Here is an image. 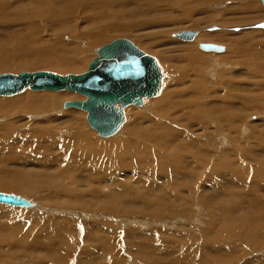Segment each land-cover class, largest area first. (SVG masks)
<instances>
[{
	"label": "rangeland",
	"instance_id": "obj_1",
	"mask_svg": "<svg viewBox=\"0 0 264 264\" xmlns=\"http://www.w3.org/2000/svg\"><path fill=\"white\" fill-rule=\"evenodd\" d=\"M4 1L19 15L36 16L32 25L37 35L31 41L37 37V55L32 58L38 65L26 62L27 66L6 68L0 74H81L97 57L98 48L127 39L155 58L162 88L155 98L123 107L124 123L113 136H100L88 125L85 112L65 107L67 102L84 100L76 93L27 89L0 97L23 99L34 93L61 97L51 111L56 103L9 118L0 108V179L18 185L11 190L0 187V192L34 204L0 205V264H264V73L244 68L243 53L231 52L226 43L199 39L218 32L257 33L262 37L254 36L253 43L243 39L244 50L257 45V58L264 62V30L253 28L264 21L260 0L256 13L244 10L243 2L237 5L230 0L208 4L89 0L86 8L70 11L64 6L69 0H43L61 15L56 23L43 16L48 10L37 4L42 0ZM151 4L155 8L147 10ZM93 8L113 15L99 18L110 17L107 23L113 29L96 30L104 39L95 41L91 37L96 33L86 34L92 27L86 16ZM260 16L262 20L251 21ZM209 18L217 22L208 23ZM225 19L247 21L225 28L219 23ZM4 26L0 25V44L9 49L20 44L18 39L26 33L19 30L25 25ZM181 30L199 34L190 42L171 36ZM198 39L222 50L213 53L192 47ZM189 52L196 54V61L187 56ZM62 57L71 60L68 65H58ZM16 59H9V65L19 66ZM166 94L179 105L162 103ZM224 113L233 117L231 123L223 119ZM67 114L66 121L80 124L93 140L74 144L71 155L62 151L61 144L72 142V132L55 127ZM48 120H55L49 133L40 132Z\"/></svg>",
	"mask_w": 264,
	"mask_h": 264
},
{
	"label": "bare ground",
	"instance_id": "obj_2",
	"mask_svg": "<svg viewBox=\"0 0 264 264\" xmlns=\"http://www.w3.org/2000/svg\"><path fill=\"white\" fill-rule=\"evenodd\" d=\"M36 1H38V0H36ZM89 0H69V2L68 1H65L64 3H65V8L66 9H70V10H74V9H78V8H86V6H85V4H87V2H88ZM191 1V0H190ZM195 1H197V2H207V4L209 3V2H217V1H219V0H195ZM224 1H226V0H224ZM230 1H232L233 3H238V2H243V3H245V5H241V6H245V8H244V10H246V11H253L254 13H256V11H260V6L258 5V0H230ZM1 3H0V21H2V22H0V25L1 24H4L5 26H13V24L14 25H19V26H24V30L23 31H21V30H19L20 31V33L22 32V33H26L25 35L24 34H22V36H21V38H19L18 39V41L20 42V44H16V42L14 41V40H12V41H14L15 42V44L16 45H13V47L12 48H10L9 49V47H8V45H4V44H0V70H7L6 68H12V67H21V66H24L25 65V63L27 62V63H29L31 66H36V65H38V63H35V61H37L36 59H34V58H32L33 56H34V53L36 54V51H35V48H37V46H36V43H37V37H36V41L35 42H33V41H31L32 40V38L34 37V36H36L37 35V33L35 32V29H34V26L32 25V21L33 20H35L36 18V16H34V15H32L31 13H26V14H21V15H19V14H17V12H18V10H17V8H13V7H11L10 6V4L8 3V2H6V1H4V0H2V1H0ZM194 2V1H193ZM47 3H49V2H47ZM46 2H44L43 0L42 1H38L37 2V4H39V6H40V8H42V9H47L48 10V13L47 14H44L43 13V16L46 18V19H48V20H51V22H58V19H59V17L61 16L60 14H58L59 12H57V11H54V8H51L52 6L50 5V3L49 4H47ZM185 3V2H184ZM196 3V2H195ZM147 4V3H146ZM242 4V3H241ZM53 5V4H52ZM201 5V4H200ZM238 5V4H237ZM54 6V5H53ZM148 7L146 8L147 10H150L149 8H155V5H153V4H151L150 6L149 5H147ZM203 6H206V5H204L203 4ZM240 8H242V7H240L239 6V9ZM143 9V8H142ZM141 8H140V12H144L145 10H142ZM144 9H145V7H144ZM236 9V8H235ZM234 9V10H235ZM239 9H236V10H239ZM69 10V11H70ZM93 11H91V10H88V14L89 15H87L86 16V20L88 21V20H90V23L92 24V27H91V29L90 30H87L86 31V34H92V33H96V34H92L93 36L91 37V39L93 40V41H95V40H97V39H104V37L102 38V36H98V34H99V32H97V31H99L100 29H101V27H105V30H108L111 26L109 25V23H107L108 22V20L110 19V17H106V18H102V19H99V18H101V17H103V16H106V15H108V16H113L112 14H109V12L107 11V10H103V9H101V8H93L92 9ZM233 10V9H232ZM242 10V9H241ZM258 11V12H259ZM125 13V12H124ZM119 15H121V14H119ZM42 16V17H43ZM115 16V15H114ZM126 16V15H125ZM118 17V16H117ZM123 17H124V15H123ZM262 16H260V17H258V18H256V19H254V20H252L251 19V21L253 22V21H256L257 19H261L262 20V18H261ZM39 18V17H38ZM37 18V19H38ZM41 18V17H40ZM44 18V19H45ZM98 19V20H97ZM111 19H112V17H111ZM115 19H116V17H115ZM114 19V20H115ZM210 20H208V23L209 22H217V20H214V18H209ZM113 20V21H114ZM116 20H119V19H116ZM123 20V19H122ZM247 20L245 19V20H243L242 22H246ZM89 22V21H88ZM242 22H237V23H235V22H231V21H229V20H224V21H221L220 20V25L222 26V27H225L226 28V26L225 25H231V26H234V25H237V24H239L240 25V23H242ZM123 23V22H122ZM231 23V24H230ZM124 24V23H123ZM198 24H199V22H198ZM112 25V24H111ZM118 25H120V24H118ZM124 25H126V23L124 24ZM197 25V24H196ZM254 25V24H253ZM253 25H251V26H253ZM4 26V27H5ZM113 26V25H112ZM119 27V26H118ZM122 27V26H121ZM124 27V26H123ZM122 27V28H123ZM254 27V26H253ZM112 28V27H111ZM120 28V27H119ZM127 28V27H126ZM237 28V27H236ZM7 29H11V27H9V28H7ZM22 29V28H21ZM67 29V28H66ZM113 29V28H112ZM116 29H117V26H116ZM115 29V30H116ZM124 29V28H123ZM62 30H64V29H62ZM97 30V31H96ZM118 30V29H117ZM212 30H214V29H212ZM70 31V30H69ZM14 32H16V31H14ZM13 32V33H14ZM116 32V31H115ZM12 33V34H13ZM183 33H194L193 34V37L190 39V40H185V39H183V38H181V37H178L177 35L178 34H183ZM16 34V36L19 34H17V33H15ZM35 34V35H34ZM199 34V32L197 31V30H181V31H178V32H175V33H173L171 36L173 37V38H175V39H177V40H181V41H185V42H190V41H193L194 39H195V37L197 36ZM14 35V34H13ZM213 35V37H210L211 36V34L209 35H204V36H200L199 37V39L201 38V37H203V41L204 40H206V41H209V40H212L213 42H215V43H217V42H224V43H226L227 45H228V47L230 48V51L231 52H233V53H236V52H238L237 54H241V53H243L242 55H243V58H244V61H243V66H244V68H247V67H249V66H251L252 67V73H257L258 74V71L259 72H262V73H264V62H262V61H260L258 58H257V51H258V46L256 45L255 46V48L252 50V51H250V50H244L245 48H244V41H243V39H245V38H248V42L249 43H247V44H250V43H253L252 41H253V38H254V36L255 37H262V36H259L257 33H254V32H252V33H244V34H241V35H232V36H228L225 32H218V33H214V34H212ZM263 36H264V34H263ZM14 38V37H13ZM227 38V39H226ZM34 39V38H33ZM196 40L195 42H194V46H192V47H198V49L199 50H201V51H203V52H206V51H215V52H213V53H218V49L217 50H206V49H203V47H204V45H213V46H216L217 48H219V46L218 45H215V44H212L211 42L210 43H202L201 42V40ZM118 40V39H117ZM123 40H126V41H129V40H127V39H123ZM16 41H17V39H16ZM200 41V43H198ZM2 42V41H1ZM113 42V41H112ZM129 42H131V41H129ZM8 43V42H7ZM132 43V42H131ZM12 44H13V42H12ZM110 44V43H109ZM108 45V44H107ZM105 46V45H104ZM253 46V45H252ZM103 47V46H102ZM102 47H100V48H102ZM136 47V46H135ZM246 47V46H245ZM100 48H98L97 50H96V52L98 53V51L100 50ZM137 48V47H136ZM246 48H248V47H246ZM12 49V50H11ZM46 49V48H45ZM139 49V48H138ZM186 49H188L189 51H190V47H187ZM140 50V49H139ZM39 51H40V49H39ZM42 51V50H41ZM142 51V50H141ZM46 52L47 53H51V50L50 49H46ZM55 51H53L52 52V55L53 56H55L56 54H57V52H55ZM143 52V51H142ZM191 52V51H190ZM189 52V54H187V56L188 57H192V59H193V62L194 61H196V54L194 55V54H192V53H190ZM223 52V51H222ZM222 52H220V53H222ZM241 52V53H240ZM38 53V52H37ZM145 53V52H144ZM146 54V53H145ZM37 55V54H36ZM148 55V54H147ZM48 56H50V55H48ZM148 56H150V55H148ZM17 57V59H18V62L19 63H21L19 66L18 65H15V66H12V65H9V62H10V60L12 59H14V58H16ZM98 57V56H97ZM96 57V58H97ZM150 57H152V56H150ZM190 57V58H191ZM96 58H94V59H96ZM153 58V57H152ZM10 59V60H9ZM16 59V60H17ZM60 59V58H59ZM68 59L69 58H61L60 59V62H59V66H64V64L65 63H67L68 62ZM93 59V60H94ZM70 60V59H69ZM92 60V61H93ZM154 60H155V58H154ZM57 61H59V60H57ZM71 61V60H70ZM91 61V62H92ZM156 61V60H155ZM187 61H189V60H187ZM90 62V63H91ZM70 63V62H69ZM89 63V64H90ZM66 65H68V63L66 64ZM25 66H27V65H25ZM89 66V65H88ZM191 66V65H190ZM199 66V65H198ZM183 67V66H182ZM184 68V67H183ZM183 68H182V70H183ZM87 69H88V67H87ZM196 69V68H195ZM255 70V71H254ZM258 70V71H257ZM87 71V70H86ZM85 71V72H86ZM35 72H48V73H53V74H56V75H60V74H57V73H55V72H50V71H35ZM85 72H83V73H81V74H84ZM27 73H33V72H22V73H19V74H27ZM184 72H182V74H183ZM261 73V74H262ZM4 74H6V73H4ZM11 74V73H10ZM19 74H13V75H19ZM67 75H80V74H67ZM256 75V74H255ZM61 76H66V75H61ZM182 76V75H181ZM255 77H257V76H255ZM197 89V88H196ZM27 90V89H26ZM28 90H30V89H28ZM30 91H34V92H41V91H49V90H41V91H35V90H30ZM60 91H66V90H60ZM195 91V90H194ZM51 92H59V91H51ZM68 92H70V91H68ZM23 93V92H22ZM72 93H76V92H72ZM172 94H173V92H171ZM19 94H21V93H19ZM35 94V93H34ZM34 94H29V95H26L25 97H23V99L22 98H17L16 97V99L15 98H13V99H4V100H0V108H1V111L4 113V114H6V115H8V116H10L9 118H11L12 117V115L13 114H16L17 112H21V113H24V115H28V114H31L32 112H38V111H40V110H43V109H45L46 108V106H48L51 102L52 103H56V106L54 105L53 106V108L52 109H50L49 111H51V110H54L56 107H57V104H60L59 102H61L60 101V96L59 95H56L55 97H50V96H48V95H46V94H41V95H38V94H40V93H36V95H34ZM76 94H78V95H80V96H82L83 98H84V100L83 101H85L86 100V98H85V96H83V95H81V94H79V93H76ZM18 95V94H17ZM12 96H15V95H12ZM12 96H0V97H12ZM172 96H174V95H171V97ZM191 96V95H190ZM26 97H28V98H26ZM235 97V96H234ZM233 97V98H234ZM151 98H155V97H151ZM19 99H21V100H19ZM144 99H150V98H144ZM16 100H19V101H17V102H15ZM173 100V99H172ZM171 100V98H170V94H166V95H164L163 96V101H161L162 103H164L165 105L167 104V105H172V106H175V105H179V103L178 102H175V101H172ZM241 100V99H240ZM83 101H73V102H83ZM73 102H67L66 104H65V107L67 108V107H69V108H73V109H77V110H81L82 112H85L86 113V120H87V112L85 111V110H83V109H81V108H76V107H73L72 105H70V104H72ZM160 102V103H161ZM178 103V104H177ZM163 104V105H164ZM239 104V103H238ZM51 105V104H50ZM49 105V106H50ZM126 105H134V104H129V103H117V104H115V105H112V106H109V108L107 109V111H109L110 112V110H112V108H116V109H118V110H120V114H121V116L123 115V118L121 117V119H119V125L117 126L118 128L124 123V119H125V117H124V114H123V107H125ZM139 105V104H138ZM52 107V106H51ZM50 107V108H51ZM246 107V106H245ZM249 107V106H248ZM99 108H102V107H99ZM191 108V107H190ZM48 109V108H47ZM103 110H105V109H100L99 111L101 112V111H103ZM173 110H174V108H173ZM225 110V109H224ZM224 112V111H223ZM98 113V112H97ZM164 113V112H163ZM71 114V116H72V114L73 113H70ZM209 115V114H208ZM135 116V115H134ZM39 117V116H38ZM68 117V114H67V116H65V117H63L61 120H62V123L61 124H56V123H54V124H56L55 125V127H56V129L58 130H60V129H62V128H68V130H70L71 132H72V134L71 135H73V139L71 140L72 142L69 144V143H65V144H61L62 145V147H63V149L64 150H62V151H64L66 154L68 153H70L71 152V150H72V147L74 146V144H77L78 146L80 145V144H85L84 142L85 141H87L88 143H90L91 141H93L92 140V138H88V137H90V136H86V131L83 129V128H80L81 126H79V125H75V123H73V121H71L70 123H68L69 122V120L68 121H66L67 118ZM203 117V116H202ZM223 119L225 120V121H227V122H230L232 119H233V117L231 116V115H227L226 113H224L223 114ZM80 119V118H79ZM56 120V119H55ZM55 120H48L49 121V125L48 126H45V127H42V128H40L39 130H41L40 132H42L43 131V133L45 132V131H48V130H50L51 128H52V126H51V123L52 122H55ZM208 120V119H207ZM218 120V119H217ZM209 121V120H208ZM45 122V121H44ZM87 122H88V120H87ZM123 122V123H122ZM125 122H126V120H125ZM133 122V121H132ZM210 122V121H209ZM219 122H221V120H219ZM46 123H48V122H46ZM231 123V122H230ZM12 124V123H11ZM81 125H82V123H81ZM88 125L93 129V130H95L97 133H98V131L96 130V128H94L93 126H91L90 125V123H88ZM8 126V125H7ZM6 126V128H8ZM51 127V128H50ZM54 127V128H55ZM129 127V126H128ZM133 127V126H132ZM118 128L117 129H115L114 130V133L118 130ZM9 129V128H8ZM127 129V128H126ZM134 130H135V128H134ZM140 130V129H139ZM131 131H132V128H131ZM146 131V130H145ZM130 132V131H129ZM138 132V131H137ZM146 132H148V131H146ZM46 133V132H45ZM48 133H49V131H48ZM90 133V132H89ZM113 133V134H114ZM131 133V132H130ZM134 133V132H133ZM91 134V133H90ZM113 134H111L112 136H113ZM116 134V133H115ZM114 134V135H115ZM139 134V133H138ZM144 134V133H143ZM142 134V135H143ZM8 135V134H7ZM35 135V134H34ZM89 135V134H88ZM100 135V134H99ZM137 135V134H136ZM141 135V136H142ZM216 135V134H215ZM39 136V135H38ZM47 137H48V135H46ZM101 136V135H100ZM110 136V135H109ZM139 137V136H138ZM4 138V137H3ZM38 138V137H37ZM144 138V137H143ZM45 139V138H44ZM48 139V138H47ZM89 139H91V141L89 140ZM141 139V138H140ZM142 140V139H141ZM144 140V139H143ZM113 141V140H112ZM50 142V141H49ZM52 142V141H51ZM57 142V141H56ZM143 142V141H142ZM150 142V141H149ZM59 143V142H58ZM92 143V142H91ZM56 144V143H55ZM112 144V143H111ZM51 145H52V143H51ZM102 145V144H101ZM113 145V144H112ZM76 146V145H75ZM83 146V145H82ZM81 146V147H82ZM87 146H89V145H87ZM75 148V147H74ZM77 148V147H76ZM83 148V147H82ZM115 148V147H114ZM81 149V148H80ZM96 149V148H95ZM105 148H102V150H104ZM74 150V149H73ZM78 151H79V149H77ZM76 150V151H77ZM88 150H90V149H88ZM87 150V151H88ZM93 150V149H92ZM147 150V149H146ZM75 151V152H76ZM77 151V152H78ZM94 151V150H93ZM93 151H90V153H93ZM76 152V153H77ZM80 152V151H79ZM85 152V151H84ZM103 152V151H102ZM105 152V151H104ZM72 153V152H71ZM71 153H70V155H71ZM75 153V154H76ZM99 153V152H98ZM78 154V153H77ZM76 154V155H77ZM81 154L82 153H80V155L79 156H81ZM106 154V153H105ZM117 154V153H116ZM73 155V154H72ZM77 155V156H78ZM93 155H96L95 153L93 154ZM114 155V154H113ZM76 156V157H77ZM78 156V157H79ZM90 156H91V154H90ZM101 156V155H100ZM41 157V156H40ZM74 157V156H73ZM81 157H83V156H81ZM140 157V156H139ZM83 158H85V156L83 157ZM91 158V157H90ZM57 158H56V156H54V161L56 160ZM75 159V158H74ZM85 159H89V157H87V158H85ZM93 159V158H92ZM98 159V158H97ZM58 160V159H57ZM56 160V161H57ZM81 160V159H80ZM84 160V159H83ZM82 160V161H83ZM94 160V159H93ZM118 160V159H117ZM52 162H53V159L51 160ZM74 161V160H73ZM79 161V160H78ZM262 161V160H261ZM77 162V161H76ZM93 162V161H92ZM113 162V161H112ZM94 163H95V161H94ZM35 164V163H34ZM79 164V163H78ZM77 164V165H78ZM107 164V163H106ZM228 164V163H227ZM99 165V164H98ZM109 165V164H108ZM230 165V164H229ZM49 166V165H48ZM181 166H182V164H181ZM85 167V166H84ZM228 167V166H227ZM230 167V166H229ZM41 169H43V167L41 168ZM232 169V168H231ZM32 172H33V175H34V171L33 170H31ZM40 171V170H39ZM39 171H36V172H39ZM234 171V170H233ZM35 172V173H36ZM47 172V171H46ZM61 172H63V171H61ZM96 172V171H95ZM66 173V172H65ZM69 173V172H68ZM32 174V173H31ZM43 174V173H42ZM51 174V173H50ZM54 174V173H53ZM61 174V173H60ZM59 174V175H60ZM29 175V173H27V176ZM72 175V174H71ZM20 176V175H19ZM18 176V177H19ZM53 176V175H52ZM97 176V175H96ZM17 177V178H18ZM23 177V176H22ZM31 178H32V176H30ZM34 177V176H33ZM57 177V176H56ZM16 178V179H17ZM36 178H38V176H36ZM43 178H45V177H43ZM19 179V178H18ZM20 179H21V177H20ZM26 179V178H25ZM33 179V178H32ZM22 180V179H21ZM27 180V179H26ZM25 180V181H26ZM52 180V179H51ZM57 180V179H56ZM14 181V180H13ZM24 181V180H23ZM35 181V180H34ZM39 181V180H38ZM53 181V180H52ZM42 182V181H41ZM30 183H31V181H30ZM73 183V182H72ZM92 183V182H91ZM16 182L13 184L12 182H9V183H5L4 181H2V179H0V187L1 188H3V189H5V190H11V189H15V188H17L18 187V185L16 184ZM20 184H21V182H20ZM19 184V185H20ZM42 185V184H41ZM183 186V185H182ZM20 187H23L25 190H28V188L29 187H24V186H20ZM42 187V186H41ZM45 187V186H44ZM33 188L34 189H36V188H38V186H33ZM40 188V187H39ZM62 188V187H61ZM23 189V190H24ZM30 189V188H29ZM176 189V188H175ZM17 190V189H16ZM15 190V191H16ZM19 190H21V189H19ZM31 190V189H30ZM26 192V191H25ZM2 193V192H1ZM225 195V194H224ZM227 196V195H226ZM229 198V197H228ZM0 205H5V204H0ZM6 206H9V205H6ZM10 207H13V206H10ZM21 208H23V207H21ZM29 208V207H28ZM84 208V207H83ZM143 209V208H142ZM134 211V210H133ZM138 215V214H137ZM2 217V216H1ZM11 225V224H10ZM69 232V231H68ZM66 234V233H65ZM102 244V243H101ZM106 249V248H105ZM185 250V249H184Z\"/></svg>",
	"mask_w": 264,
	"mask_h": 264
},
{
	"label": "water",
	"instance_id": "obj_3",
	"mask_svg": "<svg viewBox=\"0 0 264 264\" xmlns=\"http://www.w3.org/2000/svg\"><path fill=\"white\" fill-rule=\"evenodd\" d=\"M260 3L264 8V0H260ZM253 28L264 29V21ZM193 34L183 33L177 36L190 40ZM203 49L222 50L213 45H204ZM97 56L89 64L87 71L80 75L61 76L48 72L0 74V96L17 95L26 89L79 93L86 100L70 105L85 110L88 123L96 128L98 134L109 136L118 128L119 119L123 118L116 108L107 111L109 106L117 103L138 105L144 98L158 96L162 88V72L154 58L123 39L103 46ZM100 109L105 110L100 112ZM0 204L13 207L34 206L18 195L1 192Z\"/></svg>",
	"mask_w": 264,
	"mask_h": 264
}]
</instances>
